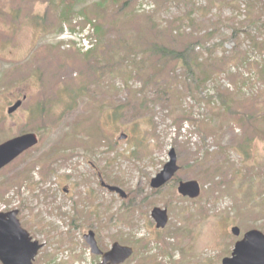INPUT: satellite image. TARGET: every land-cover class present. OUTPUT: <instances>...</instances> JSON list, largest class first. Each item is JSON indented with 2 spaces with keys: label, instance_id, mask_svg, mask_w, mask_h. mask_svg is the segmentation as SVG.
<instances>
[{
  "label": "rangeland",
  "instance_id": "374dc122",
  "mask_svg": "<svg viewBox=\"0 0 264 264\" xmlns=\"http://www.w3.org/2000/svg\"><path fill=\"white\" fill-rule=\"evenodd\" d=\"M65 3L72 6L62 19ZM87 17L100 25L94 50L55 43L64 25L78 19L82 27ZM250 20L264 21V3L0 0V142L39 136L0 170V210L18 209L22 226L44 243L34 264L98 263L83 238L89 229L104 249L115 241L134 248L123 264H221L245 231L264 232V29ZM193 43L198 89L193 81L187 88V71L174 61L158 71L162 59L151 50ZM78 87L77 101L66 95ZM23 94L22 106L6 114ZM38 102L50 107L47 118L30 115ZM238 117L246 122L237 125ZM55 146L64 149L52 153ZM171 148L177 181L196 180L198 197L178 194L175 180L150 186ZM155 206L167 210L164 228L155 227Z\"/></svg>",
  "mask_w": 264,
  "mask_h": 264
},
{
  "label": "water",
  "instance_id": "95a60500",
  "mask_svg": "<svg viewBox=\"0 0 264 264\" xmlns=\"http://www.w3.org/2000/svg\"><path fill=\"white\" fill-rule=\"evenodd\" d=\"M25 96L23 97V99ZM22 103V99L17 100L8 108V113H12ZM126 134H121L125 138ZM38 142L35 133H25L15 136L0 144V168L12 161L20 153L32 147ZM169 161L151 179V186L159 188L167 183L178 170L177 157L174 149L169 151ZM110 191L119 193L122 197L126 192L121 188L102 182ZM178 193L191 198L200 193V186L195 180L180 181ZM17 210L0 212V261L2 264H33V260L38 250L43 244L37 240H32L30 234L21 226L17 218ZM156 222V227H164L167 220V210L154 207L151 212ZM232 232L239 234V228L233 227ZM84 239L89 244L92 252L102 256V260L97 264H120L133 253V248L114 242L109 250L102 251L95 239V234L89 230L84 234ZM223 264H264V233L257 229H251L244 234L243 239L235 243L232 255L222 260Z\"/></svg>",
  "mask_w": 264,
  "mask_h": 264
},
{
  "label": "trees",
  "instance_id": "16d2710c",
  "mask_svg": "<svg viewBox=\"0 0 264 264\" xmlns=\"http://www.w3.org/2000/svg\"><path fill=\"white\" fill-rule=\"evenodd\" d=\"M225 2H228V0H224ZM233 1V0H231ZM248 4H252L254 3L255 1L256 2H261V3H264V0H246ZM71 4H67L65 3V13L66 15H64V17H66L68 15V13H70L71 11ZM87 14V13H86ZM248 25L249 26H253L254 28L256 27H259L260 29H264V21H254V20H250L248 21ZM100 29V25L97 24V30ZM239 30H241L240 27H237V26H234L232 27V33L233 34H237L239 32ZM247 37L248 39L258 45V43L255 41V37L252 35V34H247ZM224 39H220L218 43H213L211 47H214V46H218V45H223L224 44ZM194 46L195 44H190L180 50H172L170 49L169 47H167L165 44L164 45H155V44H152L151 45V50L152 52L155 51V53L159 56L161 60L160 62V67L158 69L159 70H162L164 68V66L166 64H169L171 61H174L175 62V65L176 66H180L182 67L183 69H186L187 73L185 75V78L187 80L186 82V86L187 88H189V81H190V84L192 83V81L194 82V85L196 87V89H198L199 87V84L197 83V81L199 80V75L197 74V72H199L196 67L198 65V62H197V59L198 57H193L192 55V51H194ZM138 72L137 71H134V75H136ZM153 72H145V75L147 76V79H155V77L153 76ZM208 80H213V78L211 77L212 75L210 73H207L206 75H204ZM190 90H191V86H190ZM65 90L63 89L60 93L58 92L56 96L60 97L61 99L63 98V96L65 95ZM83 93V88H76V89H73V90H70L69 92H67V96H72L73 99L75 101H77L79 98H81V94ZM191 93V91H190ZM48 97V96H47ZM46 102H49V104H51V99H48L46 100ZM29 111H30V115L34 118H38V117H41V118H47L49 115H50V107H47L45 105V103L43 102H38L34 105V107H29ZM116 115V112H111V116H115ZM246 122V119L244 117H238L237 118V125H242V123ZM197 128L199 131H201V134L203 135V131L201 129V122H197ZM247 140V147H245L247 150L243 153L245 155V157H248L249 156V152L248 151V142H249V139H246ZM204 141V140H203ZM242 151H243V148L244 146L243 145H239L238 146ZM54 149L59 151V147H53L52 148V153H54ZM200 164H202V160H199L198 161ZM191 167V166H189ZM202 167L204 169H206L207 167L204 166L202 164ZM220 169V168H218ZM175 181H177V178L175 179ZM264 204V203H262ZM264 210V209H263ZM100 246L103 247V245L101 244V242H99Z\"/></svg>",
  "mask_w": 264,
  "mask_h": 264
}]
</instances>
